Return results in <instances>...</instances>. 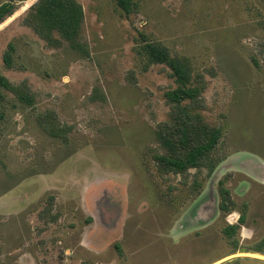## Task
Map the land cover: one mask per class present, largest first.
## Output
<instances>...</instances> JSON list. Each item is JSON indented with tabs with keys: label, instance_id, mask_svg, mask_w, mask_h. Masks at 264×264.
Here are the masks:
<instances>
[{
	"label": "rangeland",
	"instance_id": "1",
	"mask_svg": "<svg viewBox=\"0 0 264 264\" xmlns=\"http://www.w3.org/2000/svg\"><path fill=\"white\" fill-rule=\"evenodd\" d=\"M37 1L0 24V74L33 96L0 101V264H264V0H133L131 13L78 0L86 53L24 24ZM149 42L190 62L204 116L223 130L209 177L158 170L177 84L149 63ZM47 112L66 137L41 127Z\"/></svg>",
	"mask_w": 264,
	"mask_h": 264
},
{
	"label": "trees",
	"instance_id": "2",
	"mask_svg": "<svg viewBox=\"0 0 264 264\" xmlns=\"http://www.w3.org/2000/svg\"><path fill=\"white\" fill-rule=\"evenodd\" d=\"M28 0H10L0 5V24L16 12V3ZM118 5L131 13L133 0H116ZM85 12L78 0H38L29 9L24 24L31 28L50 48H61L65 43L77 52L86 53L82 44V30ZM150 64H164L172 72L177 88L168 94L171 103L170 119L159 125L156 139L163 152L154 156L158 170L162 174L185 175L192 169L207 168L208 177L216 169L214 154L223 138V130L208 123L204 116L207 105L203 98V88L194 84L193 67L182 57L171 54L168 48L157 42L144 46ZM14 47L9 45L4 55V63L11 67ZM14 94L21 103L33 104V96L25 83L16 85L0 74V101L2 92ZM41 127L54 138H64L68 127L60 125L56 113L47 112L39 119ZM220 209L231 211V195L221 182ZM200 185H196L198 188ZM245 222L242 214L240 224ZM240 228L229 227L225 232L234 235ZM255 253L264 254L262 246L254 249Z\"/></svg>",
	"mask_w": 264,
	"mask_h": 264
}]
</instances>
